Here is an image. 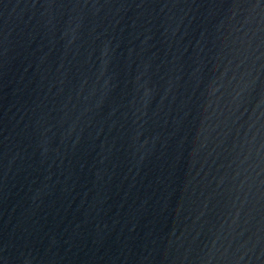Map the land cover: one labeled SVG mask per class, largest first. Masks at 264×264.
Segmentation results:
<instances>
[{"label":"water","instance_id":"obj_1","mask_svg":"<svg viewBox=\"0 0 264 264\" xmlns=\"http://www.w3.org/2000/svg\"><path fill=\"white\" fill-rule=\"evenodd\" d=\"M0 264H264V150L0 6Z\"/></svg>","mask_w":264,"mask_h":264}]
</instances>
